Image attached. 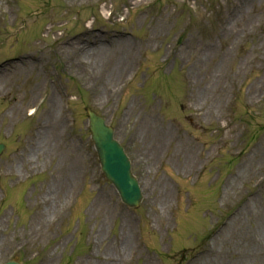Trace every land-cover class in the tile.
Instances as JSON below:
<instances>
[{"label": "rangeland", "instance_id": "rangeland-1", "mask_svg": "<svg viewBox=\"0 0 264 264\" xmlns=\"http://www.w3.org/2000/svg\"><path fill=\"white\" fill-rule=\"evenodd\" d=\"M110 38L102 59L84 50ZM117 41L130 51L119 67ZM25 56L41 60L0 79L12 90L0 92V264H264V0H0V71ZM87 107L126 146L144 196L137 212L100 174ZM154 122L160 144L147 156ZM41 128L56 143L60 129L66 148L18 156Z\"/></svg>", "mask_w": 264, "mask_h": 264}, {"label": "bare ground", "instance_id": "bare-ground-1", "mask_svg": "<svg viewBox=\"0 0 264 264\" xmlns=\"http://www.w3.org/2000/svg\"><path fill=\"white\" fill-rule=\"evenodd\" d=\"M97 44L98 43H96L95 45H97ZM84 47H86V46H84ZM75 49H79V48L76 47ZM81 49H83V47ZM84 50L86 52L92 53L93 57H99L100 55H103L105 53H111V52H109V48H107L105 45H102V44H98L93 49H88L86 47ZM114 50H116V51L113 52L112 55H115V56L118 55L119 56V57L116 58L115 66L117 65V67H119L120 64H123V62H124V56L126 55V59L128 58V55H129L130 51L126 49V45H125V43L123 41H120V42L117 41L116 44L114 45ZM100 57L102 59V56H100ZM29 61L34 62L33 59H29V60L21 59V60H19L17 62H14V63L10 64L8 66V69L11 70L10 75L7 77V75L4 74L3 76L0 77V79H2V81H1L2 85H6V83L8 81H10L11 77H15L16 74H18V75L25 74L24 71H27L29 66H33ZM11 91L12 90L10 89V90L4 92L3 86H1V84H0V92L3 93L4 97H6V96L8 97ZM9 98L11 99L9 101L12 102V105H10V106L12 108V111H14L13 102L15 101V96L12 95ZM50 101H52L51 105L54 106L53 100H50ZM20 111H23V110L21 109ZM54 112H55L54 109L48 107L49 115H51L53 117L56 116V114ZM53 119H55V117ZM49 125L51 127H53V126H55V123L54 122H50ZM157 127L158 126H157L156 122H154L153 126H152L153 130H151V131L155 132L151 136V138H154V141L150 142V144L148 145L147 150H145V153L147 154V156H151L153 151L156 150L159 147V144H160L159 141L160 140L156 139V137H155V136L158 137V135H160V133H158ZM49 129H50V127H49ZM53 129H57V128L54 127ZM143 131L144 132H142L140 134L142 142L144 141V138H145L144 136H146L147 134L150 133V127L144 125V130ZM56 137H59L58 138L59 139L58 143L54 142L55 138L50 135L49 130H44L43 128H41L40 131L35 135L34 139H33V135L30 137L31 139H33L32 142H34L36 144V147H34V148H24L20 152H18V156L29 157L30 155H33V154H35L37 156L40 155V154L55 155L56 153L61 151L63 148H66L64 146V142H63V139H62L63 136H62V134L60 132V129L57 130ZM142 142H139L140 145H141ZM53 143H54V145L52 146ZM161 150H164V149L162 148ZM180 151H181V149L178 150L179 153H180ZM188 152H190V154L184 153L182 156L179 157L178 162L180 163V166H184L185 167V166H187L188 164H190L192 162L190 157L194 158V155H193V153L190 150ZM179 153L177 154V156H179ZM27 167H30V162L27 163ZM183 170L185 171V169H183ZM72 178H73V175L71 177H69V180H71ZM57 179H59V178H57ZM161 186H162V184H161ZM57 187H58V185L56 187H54L52 189V191L49 193L50 196L52 195L51 197L54 196L55 192L57 194L60 190H62L63 185H60V190H58ZM167 191H168L167 186L163 185L161 187V190L156 192V198L158 200H160L158 203H164L165 202L164 201L165 200V195L168 194ZM49 195L47 197H44V202L45 203H49L50 202V198L51 197ZM168 196H169V194H168ZM31 226H32V231H33L35 229V225L31 224ZM39 230H40V227H39ZM259 236H260V240L262 242H264V230L263 229L259 230ZM128 242H129V239L128 238H124V245L123 246L121 245V246L122 247H127L126 245H127ZM51 262H52V257L46 258V263L47 264H50ZM207 263H211V262H207Z\"/></svg>", "mask_w": 264, "mask_h": 264}, {"label": "water", "instance_id": "water-1", "mask_svg": "<svg viewBox=\"0 0 264 264\" xmlns=\"http://www.w3.org/2000/svg\"><path fill=\"white\" fill-rule=\"evenodd\" d=\"M93 137L94 140L98 142L99 148L103 144L104 140L106 139L107 141L111 140V132H109L105 127H102L100 125V121H96L93 125ZM97 137V140H96ZM110 156L112 158H115L118 160V162H113L114 167L112 169H118V167L124 168L123 164H121V159L117 156V153H114L112 149H110ZM121 171V177L123 179V182L125 184H130V180L128 178L129 172L124 171V170H119Z\"/></svg>", "mask_w": 264, "mask_h": 264}]
</instances>
